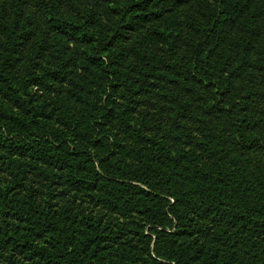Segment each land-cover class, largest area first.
I'll return each mask as SVG.
<instances>
[{
	"label": "trees",
	"instance_id": "obj_1",
	"mask_svg": "<svg viewBox=\"0 0 264 264\" xmlns=\"http://www.w3.org/2000/svg\"><path fill=\"white\" fill-rule=\"evenodd\" d=\"M0 264H264V0H0Z\"/></svg>",
	"mask_w": 264,
	"mask_h": 264
}]
</instances>
